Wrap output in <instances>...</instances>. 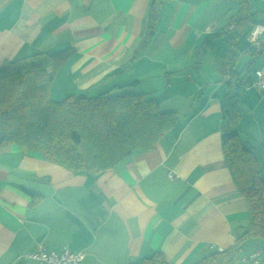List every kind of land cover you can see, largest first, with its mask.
I'll return each mask as SVG.
<instances>
[{"label": "crops", "instance_id": "crops-1", "mask_svg": "<svg viewBox=\"0 0 264 264\" xmlns=\"http://www.w3.org/2000/svg\"><path fill=\"white\" fill-rule=\"evenodd\" d=\"M213 1L163 3L152 42L127 72L107 79L137 52L150 0H0V68L72 49L75 57L51 87L53 101L136 83L124 92L155 99L161 112L178 117L153 150L99 174L70 172L14 144L0 148V264H40L22 255L41 243L57 254L84 252L80 264H139L156 253L168 264H197L247 231L249 206L222 150L226 82L219 67L234 31L219 37L216 23H204ZM217 39L227 47L210 67L204 57ZM249 49L237 72L264 67V53ZM252 76L240 93L239 131L251 145L250 128L259 127V146L251 149L264 160V90ZM258 251L264 264L260 242L247 240L239 264Z\"/></svg>", "mask_w": 264, "mask_h": 264}, {"label": "trees", "instance_id": "trees-1", "mask_svg": "<svg viewBox=\"0 0 264 264\" xmlns=\"http://www.w3.org/2000/svg\"><path fill=\"white\" fill-rule=\"evenodd\" d=\"M167 1L171 0H150L137 52L107 79L127 72L130 63L152 42L160 8ZM238 2L239 11L216 35L226 37L234 26L219 67L222 81L226 82L222 150L234 182L248 203L249 227L234 247L212 253L197 264H239L244 243L249 239L259 241L264 250V162L241 141L239 131L243 114L240 93L252 85V73L257 70L254 64L246 67L245 74L235 70L242 51H251L249 43L245 44L250 32L248 23L261 22H257L250 0ZM74 57L73 50L66 49L8 62L0 68V148L14 144L24 153H37L70 172L99 174L135 152L153 150L176 128V113L161 112L159 103L144 94L124 92L136 83L113 85L95 97L75 94L53 101L50 92L54 80ZM139 264L168 263L156 253Z\"/></svg>", "mask_w": 264, "mask_h": 264}, {"label": "built area", "instance_id": "built-area-1", "mask_svg": "<svg viewBox=\"0 0 264 264\" xmlns=\"http://www.w3.org/2000/svg\"><path fill=\"white\" fill-rule=\"evenodd\" d=\"M264 3V0H262ZM248 43L250 48L257 54L264 53V21L261 23H251ZM234 29V26L231 27ZM255 85L260 91L264 90V67L256 71ZM172 175V174H171ZM85 253L82 251L71 252L65 249L57 254L50 252L46 245L38 244L34 251L22 255L24 260L37 261L40 264H80L85 259ZM260 252L252 253L247 259L248 264H259Z\"/></svg>", "mask_w": 264, "mask_h": 264}, {"label": "rangeland", "instance_id": "rangeland-1", "mask_svg": "<svg viewBox=\"0 0 264 264\" xmlns=\"http://www.w3.org/2000/svg\"><path fill=\"white\" fill-rule=\"evenodd\" d=\"M250 2L252 4V11L253 13L256 14L257 22H263L264 21V4L262 3L261 0H250ZM239 8H240V3L238 2V0H214L213 2L208 4L207 12L209 13L205 17L204 23L205 24H209L212 22L216 23L217 27L220 29L224 25H226L227 20L230 17V15L234 13L236 14ZM230 31H233V30L230 29ZM226 47H227L226 40L217 39L215 41L214 48L212 50L207 51V54L204 57V62L208 64V66L211 67L218 56L219 58L223 56ZM202 49H203L202 47L199 48V54H201V51H203ZM208 59H210V62L207 63ZM244 60L245 59H243V61ZM147 98L150 99V97H147ZM258 128L259 127L256 128L255 126L250 128L251 135L248 137V139L250 138L251 145L247 144L250 148H252L251 146H254L255 148L259 146V145H254V144H257L256 140L260 139ZM240 138L244 144L245 142L248 143V141H246V133L241 134ZM261 162H264V161L261 159Z\"/></svg>", "mask_w": 264, "mask_h": 264}]
</instances>
